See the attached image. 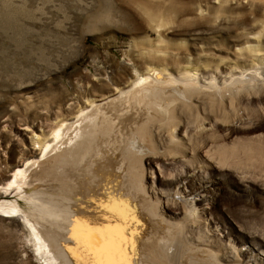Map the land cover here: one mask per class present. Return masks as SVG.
Masks as SVG:
<instances>
[{"label": "rangeland", "instance_id": "374dc122", "mask_svg": "<svg viewBox=\"0 0 264 264\" xmlns=\"http://www.w3.org/2000/svg\"><path fill=\"white\" fill-rule=\"evenodd\" d=\"M259 68L264 69V0H0V185L8 182L15 167L36 156L64 123L99 104L101 122L86 129L88 138L82 129L75 134H83L86 141L94 135L100 152L104 138L112 137L118 146L117 151L100 154L98 174L118 178L123 174L120 167L130 169L128 198L137 206L131 203L126 211L134 209L137 219L131 229L143 237L134 243L135 254L127 255L130 264L264 261L258 253L252 261L233 253V249L238 254L248 251L247 242L264 243V155L258 157L256 152H264V125L255 127L254 115L240 121L229 102L220 99L225 96L192 88L170 101L169 93L153 101L152 115L132 109L125 124L118 120L123 107L119 93L136 79L153 73L206 76ZM170 102L172 113L155 112L162 110L158 104ZM229 128L234 130L226 131ZM180 130L189 135L183 137ZM71 132L69 138L74 137ZM118 135L137 140L129 145L127 138L119 150L123 141ZM231 143H245L238 145V154L250 159H223L226 146L232 150ZM222 144V158L208 152L209 145ZM52 156L42 169L33 168L43 172L42 179L40 173L32 180L46 182L40 184L44 194L31 195L32 205L22 204L50 219L46 223L51 233L46 237L56 254L63 247L71 258L64 259L66 263L86 264L91 260L80 249L82 242L72 238L75 226L68 221L59 224L42 203L43 196L52 198L57 181L61 156ZM151 158L158 163L153 162L157 182L147 175L144 185L142 172L150 167ZM113 167L116 173L110 172ZM71 182L75 184L76 177ZM139 183L144 191L138 190ZM166 198L181 210L172 203L167 206ZM130 212V219L135 218ZM101 227L97 224L94 230ZM50 231L44 229L45 234ZM221 234L230 237L225 241L233 248L226 251ZM0 264H45L29 228L3 215Z\"/></svg>", "mask_w": 264, "mask_h": 264}, {"label": "bare ground", "instance_id": "6f19581e", "mask_svg": "<svg viewBox=\"0 0 264 264\" xmlns=\"http://www.w3.org/2000/svg\"><path fill=\"white\" fill-rule=\"evenodd\" d=\"M192 88L202 90L205 89V92H207L206 90H209V92L215 91L218 94H222L225 97L220 99L224 102H229V107L235 109L234 114L235 116L239 117L238 119H240V121H242L244 117L249 116L248 114H251L254 115V119L256 121L255 127L261 124L264 125V69L260 68L256 69L255 71H240L237 69V71L226 72L220 70L215 71V73L213 74H207L206 76H202L199 73L194 75L191 73H187L177 77H174L173 75L160 77L159 74L153 73L151 76H147L146 78H141L139 80L136 79L130 87H127V89L119 93V98H121L119 104L123 107L121 108L122 111H120L121 113L118 120L120 122L122 121V123H126L127 120L131 118L129 113L132 109H143L142 111L148 113V115H145L146 117L152 115L153 112L150 110V108L153 101L157 103V101L161 100L160 98L163 95L166 96L167 93H169V95L166 98H168L167 100L170 101V99H172L173 97L175 98L177 95H180L181 91H193ZM168 90L172 91V93L167 92ZM171 103L172 102L166 105L158 104V106H160L162 110L156 109L155 112H159V114L161 113L163 115L172 113L174 109L172 108ZM99 106V104H92L87 109H84V111H82L81 114L76 116L74 119L72 118L73 120L70 119L71 121L64 123L53 134L51 139L43 142L42 149L39 153L36 154V156H32V158L28 159L25 163H20L17 167H15L14 172L8 175L9 177L7 176L6 178L8 182L4 185H0V215H3L4 217L9 219L16 218L22 225L29 228L30 233L32 234V240L37 247V252L41 256H43V258L45 259V264L68 263L63 260L65 258L62 248H60L59 251L57 250V253L61 256L59 257L58 254L54 252V243L52 244L51 241H48V239L50 240V237H46L51 233L50 229L48 228V224L46 223H49L50 219H48V217H46L44 213H32V211L25 209L22 203H31L32 205V201L30 199L31 195L36 198L39 193L44 194L43 190H41L43 189V187L40 186V184L46 182L42 180L43 182L40 181L39 183V179L43 178V172L42 170H35L33 172V168H40L43 165L44 161H47L48 158L52 155L60 154L61 156V159L57 161L58 164H56L57 175H55V177H57V181L54 184V194L52 193V198H50V196H45V201L43 196L42 203H44L43 205L47 211H51L52 213L54 212V217H57V219L59 220V224H63L64 221L65 223L68 221L70 224L72 223L71 225L75 226L76 228L78 226L77 221H86L87 223H89V226H87L94 231L95 238L87 241L88 251H85V242L81 240L82 244L80 249L85 254V257H90V260H92V257L94 258V252L98 248H103L106 246L105 240L102 239L99 232H95L94 226H96L97 224H101V229H104L109 227L110 225H123L124 223V221L118 215H114L113 212L107 210L109 205L122 201L123 207L126 210L128 209V205L131 203H133L132 206H137L134 201H130L128 198L129 192L127 190L129 189L127 188V181H129L130 179L126 175V171L130 172V169L120 167L119 174H121V172H123V174L119 175L118 178L109 176L106 177V172H101L98 174V171L96 170L99 169V162L101 157L100 154L105 155L109 150H118H116L118 146L115 145L111 140L112 137L107 141L105 140L106 138L102 140L103 142L105 141L106 144L101 148L103 151L100 152V141L96 139L94 135V138L90 137L92 139L90 140L89 138V140L86 141L82 140L81 138L83 134H75L76 132L79 133V131H81L82 129L84 131V134L86 135V133L88 132L86 130L87 128H93L96 124H99V122H101L102 117L101 112L99 111ZM146 108H148L149 111H145ZM232 128L236 129L237 126L234 125ZM232 128H229L226 131L230 129L234 130ZM24 130L29 131L28 128H25ZM67 130L73 131L71 132L74 133L73 138H69ZM180 132L183 137L189 135V131L183 132L182 130H180ZM86 137L88 138L89 136L86 135ZM127 138V142L129 143V145L137 140L136 136L134 137L130 135V137H128L125 135H118L119 141H123L121 145L119 144V150H123ZM146 138V141L151 143L153 142V139L148 137ZM223 144L220 146L218 145L219 147H217L216 145H209L208 152L214 155L217 153L219 157L222 158L221 154L225 149ZM231 144V147H233L232 150L227 149V147H229L230 145L226 146V150L223 153V155L226 157L223 159H229L231 158V156H234L236 158L241 157L242 159L246 160L250 159L249 156L245 158V154H238V150L241 149L239 146H245V143ZM75 151H77V153L73 161ZM120 152L122 153V151ZM256 152L258 157L264 155V152L260 149ZM52 158L53 156L51 157V159ZM262 160H264V158ZM150 161V167L147 169L144 168L142 172L141 181L144 185L147 180V175L151 177L152 183L155 184L157 182L156 176H158V172L156 171L153 162L155 164L158 163L155 162L152 158L150 159ZM47 162L46 164H48ZM67 163H70V165L66 166ZM116 168L117 167H113L110 172L114 171L116 173ZM148 169H150L149 172ZM39 174V179L36 180L34 178L35 181H33L32 177L37 178ZM72 177H76L75 184L71 182ZM77 178L79 181L77 180ZM36 182H38V184ZM139 184L140 185L137 186V188H139L138 190L144 191L143 185L141 183ZM86 185H88V187H85L86 189L84 191L79 190V188L82 189ZM33 190L36 191V193ZM194 201L196 202L197 200ZM96 202H98V204ZM55 203H57L56 208H54ZM171 203L180 207L178 209L181 210V206L176 201L173 202L169 198H166L165 204L167 206H172ZM65 209H70V213H67V211L65 212ZM94 211L97 214H95ZM133 211H127V213L130 212L132 214V217H135L132 213ZM137 211L141 213V216H143L142 211L147 213L149 212V210L146 211V209ZM128 216L129 219L127 221V229L125 232V235L127 236L129 241V244L127 245V255H132L133 253L135 254V247H137H132V245L135 243L137 238L143 237L140 232L135 233V228V230L131 229L133 228L132 225L135 224V219H137V217L130 219L131 215ZM97 218L100 222H96ZM136 224L139 225L140 222L137 220ZM44 229L50 232H47V234H45ZM220 240L221 243L225 245L224 248L226 249V251L228 250V248L233 246V244L231 245V243L225 241L230 240V237L225 239L224 235L221 234ZM245 246L247 247L248 251L241 252V254H238V252L233 249V253L237 256L238 259L243 258V260L245 261H252L256 259L254 255L258 253L259 257L264 260V243L253 242L252 245L247 242ZM256 264H264V261H256Z\"/></svg>", "mask_w": 264, "mask_h": 264}, {"label": "snow or ice", "instance_id": "6c2138e0", "mask_svg": "<svg viewBox=\"0 0 264 264\" xmlns=\"http://www.w3.org/2000/svg\"><path fill=\"white\" fill-rule=\"evenodd\" d=\"M108 211L118 215L123 221V225L114 224L104 229H97L95 232L101 234L102 239L105 240L106 246L98 248L94 252V259L86 264H130L127 260V245L128 238L125 235L127 229V221L129 219L126 209L123 207V202H117L109 205ZM77 227L73 229V239L78 243L83 240L85 242V251H88L87 241L95 238V233L88 228L86 221H77ZM134 247V244L132 245Z\"/></svg>", "mask_w": 264, "mask_h": 264}, {"label": "water", "instance_id": "95a60500", "mask_svg": "<svg viewBox=\"0 0 264 264\" xmlns=\"http://www.w3.org/2000/svg\"><path fill=\"white\" fill-rule=\"evenodd\" d=\"M60 247H62V246H60ZM62 249L64 250V251H63V252H64V258H65V259H71V258L69 257V255H68V252L65 251V248L62 247ZM63 260H64V259H63ZM64 261H65V260H64Z\"/></svg>", "mask_w": 264, "mask_h": 264}]
</instances>
